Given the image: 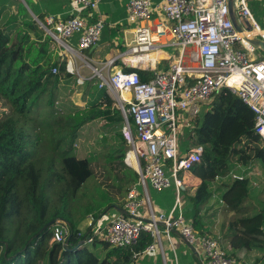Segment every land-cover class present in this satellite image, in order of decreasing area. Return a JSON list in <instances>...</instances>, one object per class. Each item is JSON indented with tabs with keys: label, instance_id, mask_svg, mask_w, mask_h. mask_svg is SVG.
Returning <instances> with one entry per match:
<instances>
[{
	"label": "trees",
	"instance_id": "1",
	"mask_svg": "<svg viewBox=\"0 0 264 264\" xmlns=\"http://www.w3.org/2000/svg\"><path fill=\"white\" fill-rule=\"evenodd\" d=\"M15 1L0 0V264H121L129 261L153 241L149 231H142L137 244L129 247L112 248L100 241L79 245L73 237L68 247L50 243L51 223L56 218L77 225L75 219L68 216L65 203L69 197L76 196L90 177L99 183L100 199L94 204L105 207L97 213L93 211L99 216L122 201L137 182L138 173L134 168L132 173L123 169L129 150L121 130L124 116L114 106L107 89L100 88L99 79L94 77L84 84L91 100L86 107L62 97L63 84L72 79L76 83L75 77L66 71L67 58L60 55L56 41L37 27L28 8ZM25 1L39 18L44 19L49 13L40 11L32 0ZM249 6L262 23L264 0H251ZM65 7L60 2L52 12L63 11ZM116 36L105 22L98 44L119 40ZM79 37L77 33L71 39L75 47ZM120 47L125 51L124 44ZM55 66L58 67L56 74L53 73ZM124 70L138 71L142 80L150 79L153 74L126 65ZM58 97L62 110L56 104ZM96 120L103 122L104 132L100 136L104 142L120 139L105 155V163L96 158H80L75 153L80 130ZM255 121L254 111L241 97L224 88L202 105L191 126L185 125L180 139L183 154L193 146L204 148L201 162L180 172L182 179L188 173L201 180L195 194L189 196L190 207L185 208V215L201 233H208L204 209L214 198L212 185L216 178L227 176L238 165L245 168L244 179L232 181L222 194L224 206L238 214L227 225L225 235L227 245L234 249L264 248V210L254 214L246 212V201L254 189L247 175L250 164L260 161L264 173V148L260 136L253 131ZM130 123L136 128L133 117ZM40 140L44 145L41 149ZM42 151L45 153L39 159L37 156ZM56 159L61 166L58 172L52 170ZM107 167L114 171V178ZM45 172L60 186L64 201L60 209L49 210L42 183ZM21 185L25 189L24 197L20 196ZM157 193L164 196L163 201L169 206L175 201L174 194ZM24 202L31 206V217L26 223L20 220ZM256 262L264 264V255Z\"/></svg>",
	"mask_w": 264,
	"mask_h": 264
},
{
	"label": "built area",
	"instance_id": "2",
	"mask_svg": "<svg viewBox=\"0 0 264 264\" xmlns=\"http://www.w3.org/2000/svg\"><path fill=\"white\" fill-rule=\"evenodd\" d=\"M101 1L71 0L66 19L60 14H47L44 19L32 16L37 27L56 41L60 55L67 58L66 71L75 77L76 85L83 86L97 77L99 87L107 89L122 111L121 130L130 148L124 161L137 171L138 180L128 191L123 210L116 215L97 216L90 212L84 224L76 226L56 218L50 243L68 247L73 237L80 245L100 241L112 248L129 247L137 244L146 230L153 241L121 263L139 264V255L154 254L159 248L162 251V235L176 231L186 243L203 251L202 264H263L244 262L228 252L216 237L196 229L193 220L185 215L181 194L187 184L180 177L181 171L201 162L204 150L200 145L185 154L181 152L185 125L191 126L202 105L224 88L240 96L254 111L253 131L260 136L264 148V59L257 56L259 48L248 40L264 42V27L249 6L251 0H233V12L231 0H128L127 20L134 25L133 40L125 51L93 66L84 50L98 45L105 28L104 19L100 15L95 18ZM232 13L241 30L236 28ZM89 16L94 19L89 20ZM77 33L80 37L75 47L71 39ZM168 34L172 43L158 42L157 38ZM167 45L176 46L178 54L167 69H160L159 55ZM129 58L135 62L131 64ZM87 65L93 68L92 74L84 72ZM124 65L136 69L145 66L153 72L152 77L142 80L138 71L127 72ZM57 72L58 67H53V73ZM241 168L238 165L214 182L244 179L246 172H240ZM247 175L251 177V172ZM251 183L253 188L258 185L253 179ZM148 187L158 192L174 187L176 202L172 209L154 210ZM220 201L224 203L222 198ZM143 211L147 213L146 223L141 221Z\"/></svg>",
	"mask_w": 264,
	"mask_h": 264
},
{
	"label": "rangeland",
	"instance_id": "3",
	"mask_svg": "<svg viewBox=\"0 0 264 264\" xmlns=\"http://www.w3.org/2000/svg\"><path fill=\"white\" fill-rule=\"evenodd\" d=\"M15 2H21L24 4L25 0H17ZM145 24H148V23H145ZM258 53H262L264 56V51L258 50ZM68 55H71V54L68 53ZM88 57L90 58L91 55L88 54ZM91 62L95 64L93 61ZM92 63L91 65H93ZM87 66L84 67L83 69L84 72L88 75L92 74L93 68L89 65ZM93 66H96V64ZM100 66L101 65H99V67ZM85 89L86 87L84 85L78 86L72 79L63 84L61 88V94H62V97H66L74 105H77L80 107H86L90 103L91 100H90L88 93H85ZM56 104L58 108L59 109L61 108L60 110H62V107L60 106L61 104L60 97H58V101L56 102ZM64 104L65 106L68 105L67 102H64ZM114 106H116L115 101H114ZM41 111H40V114L42 115ZM102 123H103L102 120H96L94 122H91L85 125L82 128V130H80V137L78 138L75 144V153L77 154L78 157L96 158V159L101 160L103 163H105L106 161L105 155L111 152L112 147L120 143V139H116L110 142L103 141L102 137L100 136L104 132ZM133 128L136 131V128L135 127ZM33 140H34V137H33ZM39 143L41 144V145H38L39 149L44 148V145H42L43 141L40 140ZM42 153L38 154L37 157L39 159L43 157L45 152L42 151ZM44 166H47V164L45 163ZM250 166H251L250 171L253 172L252 175H255V177H257L255 181L258 183V185L255 186V190L252 192L251 197L249 198V200L246 201V204H247L246 212H248L249 214H254L258 212L259 210H264V189H263L264 188V176H263V171H262V164L260 161L254 160L250 164ZM60 167H61L60 163L56 159L55 164L52 166V170L54 172H58L60 171ZM107 170L110 176L114 178L115 177L114 171L110 167H107ZM188 176L190 175L188 173H185L184 179L187 181H188ZM47 179H49V181ZM46 181H48V183ZM232 181L233 180H229L227 182H217L216 186H217V189H220V192H219L220 194L217 195V197H214L213 203H209L208 208L206 210V215H205L206 224L208 225V228L210 230L208 233L216 237L220 241V244L225 249H227V243H228V240L225 237L227 233L226 227L232 220L236 218V216H238V214L234 210H230L227 207H225L224 203L221 202L220 199L222 198V194L227 190V187H228L227 185L232 183ZM42 183H44V190L48 197L49 210L53 211L56 209H60L62 205L64 206V201L61 198L60 186L55 182V180L52 179V175H50V173L48 172L44 173ZM19 191H20V196L24 197L25 189L23 188L22 185L20 186ZM99 193H100V190H99L98 180H96L94 177H90L87 180V182L83 185V188L76 194V196L69 197V199L65 203L67 214L68 216L73 217L75 219V222L77 225L84 224V221H85L84 219L86 218L85 216H87L90 213V211L89 212L87 211L88 209H91V212L94 211L97 213L99 212V210L102 211L105 208V207L104 208L99 207L97 203L94 204L96 200L100 199ZM107 214H110V211H108ZM30 217H31V206L29 202H24L22 203L20 220L26 223L30 219ZM104 254H105V251H103L102 255L104 256Z\"/></svg>",
	"mask_w": 264,
	"mask_h": 264
},
{
	"label": "crops",
	"instance_id": "4",
	"mask_svg": "<svg viewBox=\"0 0 264 264\" xmlns=\"http://www.w3.org/2000/svg\"><path fill=\"white\" fill-rule=\"evenodd\" d=\"M32 2L34 5H37L40 8V11L49 12L48 14L53 13L52 11L56 9V7L60 2H62L63 4L66 5L65 9L63 11L56 12L53 14H60L64 19L69 17L68 10L70 7L71 0H32ZM127 2L128 0L101 1L99 6V14L97 13L95 15V18L98 15H100L104 19V21L108 23L110 30L115 31V34L117 35L116 37H119V40L115 39L113 40L112 43L98 44L96 47H92L90 49L84 50L85 56L88 57V54H90L91 59L89 57L88 59L93 61L94 63L100 64L104 62L106 59L112 57L113 55H116L119 52H123L124 50L122 51L120 46L124 44V46L127 49L128 43H130L133 40L134 25L129 23V21L127 20V11H126ZM24 4L30 11L31 15L35 14L31 10L29 5L26 3V1L24 2ZM88 18L89 20L94 19L92 16H89ZM261 25L264 27V21H262ZM157 40L159 43H164V44H170L173 42V38L170 34L162 36L161 38H157ZM260 51L263 50L260 49ZM177 54H178V48L176 46H170V45L165 46L163 48V51L160 52L159 55V62L157 63L158 68L167 69L169 67L170 62L172 61L173 56H177ZM257 56H260L261 58L264 57L262 53H258ZM141 69L151 72V70L149 68H146L145 66ZM133 130L135 131V129ZM123 169L125 171L132 173L131 170L133 168L125 163ZM243 169L245 168L242 167L239 171L241 172ZM250 172H251V179L255 180L257 177H255V175H252L253 174L252 171ZM183 180L187 184V189L184 190L181 194L182 205L185 210V208L188 209L191 205L189 201V196L195 194L196 189L201 180L193 176H188V181L185 179ZM136 183L133 185V187L136 185ZM212 188L215 192L214 197H217V195L220 194L219 193L220 189H217L216 182L213 183ZM139 189L143 190L142 187L140 186ZM254 190L255 188L253 189V191ZM157 192L158 191H155L153 188L148 187V193L151 199V205L153 209H157V211L161 209L164 211H169L170 209H172V207L175 205L176 198L175 201H171V206H169L170 205L169 203L163 201L164 196H162V194H159ZM165 193L175 195L174 187L165 190ZM125 199L126 196L122 199V201L120 200L118 205L111 208L109 210L110 214H107V212H105L104 214L107 217H110L120 213L123 210ZM211 203H213V200L211 201ZM207 208L208 206H206L204 209L205 224H206L205 215ZM141 216H142L141 221L146 223L147 213L143 211L141 213ZM206 228L209 232L210 230L207 224H206ZM227 250L233 255L241 258L244 262H253V261L256 262L264 255V248H259V247L249 250L245 248L234 249L227 245ZM204 261H205V255L203 251L197 250L190 244L186 243L176 231H172L169 236L166 234L162 235V251L159 248L158 251L154 254H148V253L141 254L139 255L138 263L139 264H202Z\"/></svg>",
	"mask_w": 264,
	"mask_h": 264
},
{
	"label": "water",
	"instance_id": "5",
	"mask_svg": "<svg viewBox=\"0 0 264 264\" xmlns=\"http://www.w3.org/2000/svg\"><path fill=\"white\" fill-rule=\"evenodd\" d=\"M231 10L233 12V7H232V4H233V0H231ZM232 19L235 23V26L238 30H241V26L239 25L238 21H237V17L234 13H232ZM248 40L250 42H252L253 44H255L259 49L263 50L264 51V42L260 39H251V38H248ZM97 45H94L93 47H96ZM56 221V219L51 223L53 224L54 222ZM80 245V244H79Z\"/></svg>",
	"mask_w": 264,
	"mask_h": 264
},
{
	"label": "bare ground",
	"instance_id": "6",
	"mask_svg": "<svg viewBox=\"0 0 264 264\" xmlns=\"http://www.w3.org/2000/svg\"><path fill=\"white\" fill-rule=\"evenodd\" d=\"M129 62L132 64L135 62V59L134 58H129Z\"/></svg>",
	"mask_w": 264,
	"mask_h": 264
}]
</instances>
